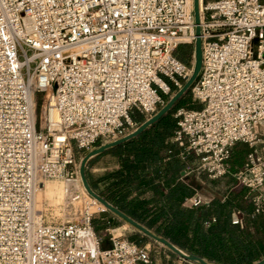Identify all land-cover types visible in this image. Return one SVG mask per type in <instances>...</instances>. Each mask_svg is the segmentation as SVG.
Segmentation results:
<instances>
[{
  "label": "built area",
  "instance_id": "built-area-1",
  "mask_svg": "<svg viewBox=\"0 0 264 264\" xmlns=\"http://www.w3.org/2000/svg\"><path fill=\"white\" fill-rule=\"evenodd\" d=\"M200 15L198 107L173 110L172 142L194 155L190 173L261 191L264 0H200ZM195 39L193 0H0V264H157L122 236L102 248L93 220L107 210L86 192L68 191L77 218L60 223L36 192L79 183L77 152L133 131L134 113L152 117L191 76L194 55L188 65L177 50ZM238 144L248 151L233 172ZM254 203L261 213L264 197Z\"/></svg>",
  "mask_w": 264,
  "mask_h": 264
},
{
  "label": "trees",
  "instance_id": "trees-1",
  "mask_svg": "<svg viewBox=\"0 0 264 264\" xmlns=\"http://www.w3.org/2000/svg\"><path fill=\"white\" fill-rule=\"evenodd\" d=\"M182 47L188 48L187 53L181 51ZM193 55V45L177 50V57L188 65ZM184 98L175 108L184 107ZM132 118L144 122L135 114ZM175 129L171 111L141 136L117 147L120 169L99 180L106 185L100 195L182 251L211 264H256L264 259V210L255 213L254 196L232 176L229 177L234 188L223 199L188 205L195 194V183L182 180V173L194 155L182 158L185 150L172 142ZM236 147L233 172L241 167L248 151H238ZM146 191L153 196L141 199ZM234 213L241 223H233ZM93 226L97 232L95 223ZM171 256L175 257L172 253Z\"/></svg>",
  "mask_w": 264,
  "mask_h": 264
},
{
  "label": "water",
  "instance_id": "water-1",
  "mask_svg": "<svg viewBox=\"0 0 264 264\" xmlns=\"http://www.w3.org/2000/svg\"><path fill=\"white\" fill-rule=\"evenodd\" d=\"M193 11H194V20H195V43H194V65L191 76L188 80L183 84V86L168 99V101L150 118L140 124L135 130L130 133L107 143L101 144L88 153L82 158L79 166V176L82 183V186L85 192L99 202L107 212H110L115 217L123 221L126 225H128L134 231L142 234L143 236L149 238L155 243H158L173 255L178 257L179 259L190 263V264H211L200 256L194 255L192 253H186L173 245L164 237H161L154 232L150 231L148 228L140 224L134 218L127 215L125 212L119 210L117 207L109 203L105 198L99 195L97 192L93 190L91 184L87 177V167L89 162L106 152L115 149L124 145L125 143L141 136L145 133L151 126L155 125L159 121H161L168 113H170L177 104L185 97V95L191 90L192 86L198 79L201 69H202V42H201V15H200V0H193ZM184 174V173H183ZM256 264H264V259L257 262Z\"/></svg>",
  "mask_w": 264,
  "mask_h": 264
},
{
  "label": "rangeland",
  "instance_id": "rangeland-1",
  "mask_svg": "<svg viewBox=\"0 0 264 264\" xmlns=\"http://www.w3.org/2000/svg\"><path fill=\"white\" fill-rule=\"evenodd\" d=\"M187 50H188L187 47L181 48V51L184 53H187ZM36 100H37L38 112H40L42 110L44 100H46V95L45 94L37 95ZM183 101H184L183 105L185 108L191 109V108H197L198 107L197 105L193 104V102L191 100V92L190 91L185 95V98ZM173 110H172V113H173ZM134 114L139 118H144V121H146L148 119V117H145L138 112L134 113ZM139 125L140 124H138L137 127ZM137 127H135V129ZM243 149L248 150V147L245 145H242V144H238L236 147V150H238V151L243 150ZM85 154L86 153H83V152H77V160H78L79 165H80L82 158L85 156ZM104 159H105L104 157L96 158L95 160L91 161L87 167L88 180H89L93 190L95 192H97L99 195L106 188V185L98 183L99 180H101L103 177H105L107 175V170L105 169V165H106L105 163L106 162ZM192 163L193 164L196 163L195 157L193 158ZM192 167L193 166H191V168ZM239 168L240 167H238L237 169H239ZM226 179L229 180V179H231V177H228ZM226 179L217 180L218 184L215 185V187L216 188L218 187L221 190L222 185L225 186V183L227 181ZM211 181L212 180H209L208 182H205V184H204V186L208 192H210V189L214 190V188L211 185H209V183L212 184ZM222 182H224V183L221 184ZM71 190H74L75 192H77L79 194L85 193V190L82 186L81 181L79 183H76L74 186H71V185L68 186L62 180H48V181L44 182V185L39 189V192L37 195V200H38L39 208L43 209L48 222L60 223V222H65V221H75L76 220L77 213L75 212V210L72 208L71 209L66 208L64 206L66 204V201L69 198V197H67L68 191H71ZM251 194L254 197L260 196V195L264 197V189H262L261 191H253V192H251ZM160 247L161 246L159 244H153V243L149 246L150 252L152 253L153 256L158 258L159 264H162V259H164V257H165L166 263H168V261L175 262V264L179 263L176 256L172 257L170 255L169 257H166V255L169 254L168 252H165V254H163V252L159 254L158 251H159Z\"/></svg>",
  "mask_w": 264,
  "mask_h": 264
},
{
  "label": "crops",
  "instance_id": "crops-1",
  "mask_svg": "<svg viewBox=\"0 0 264 264\" xmlns=\"http://www.w3.org/2000/svg\"><path fill=\"white\" fill-rule=\"evenodd\" d=\"M137 124H142V122H136ZM116 149V148H115ZM115 149H112L105 154H102L100 156H97L93 158L91 161L95 160L96 158L104 157L105 159V169L107 170V174L112 173L114 171H117L120 169V163H119V158H118V153L115 151ZM182 158L186 160V156H183ZM90 161V162H91ZM89 162V163H90ZM194 166L192 162H187L186 167L184 170V174L182 173V180L184 181H193L195 184L192 186L195 194L192 198H199L201 200V203H210L214 199H223L230 191H232L233 187V182L232 179H229L226 181L225 186L222 185V189L220 190L218 187L216 188L215 185L218 184V181H211L209 185H211L214 190L210 189V192H208L204 186L205 182H208L209 179L205 175H197L195 172L190 173L188 169ZM222 182L221 184H223ZM206 192V193H205ZM137 192H135L133 195H136ZM153 196L151 191H146L144 192L140 198L141 199H150ZM93 223L97 226L98 230L97 233L99 237L101 238L102 241V248L107 249L110 248L112 243H111V237L112 235L115 236H122L124 239H127L135 244H137V241H141L139 245L140 247H146L149 250V246L153 244H158L150 240L149 238L143 236L142 234L134 231L131 229L128 225H126L123 221L115 217L113 214L110 212H105L102 214H98L94 217ZM134 239V240H133ZM161 246V245H160ZM150 252V250H149ZM159 254L163 252H168L169 254L166 255V257H169L171 255V252H169L167 249L164 247H160L159 249ZM152 258L155 260L157 264H159V260L157 257L153 256L152 253L150 252ZM178 260V264H184L185 261L179 259L176 257ZM162 264H175V262H170L166 263L165 257L162 259ZM190 264V263H187Z\"/></svg>",
  "mask_w": 264,
  "mask_h": 264
},
{
  "label": "bare ground",
  "instance_id": "bare-ground-1",
  "mask_svg": "<svg viewBox=\"0 0 264 264\" xmlns=\"http://www.w3.org/2000/svg\"><path fill=\"white\" fill-rule=\"evenodd\" d=\"M38 192H39V190L36 192V200H37V195H38ZM37 202H38V200H37Z\"/></svg>",
  "mask_w": 264,
  "mask_h": 264
}]
</instances>
